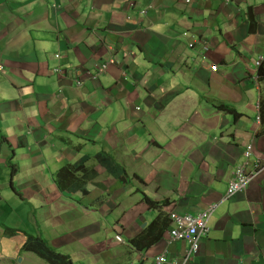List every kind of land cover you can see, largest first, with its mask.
I'll use <instances>...</instances> for the list:
<instances>
[{
  "label": "crops",
  "instance_id": "obj_1",
  "mask_svg": "<svg viewBox=\"0 0 264 264\" xmlns=\"http://www.w3.org/2000/svg\"><path fill=\"white\" fill-rule=\"evenodd\" d=\"M261 55L264 0H0V263L50 264L31 234L79 264H180L170 211L216 204L186 264H264ZM251 141L259 172L224 198Z\"/></svg>",
  "mask_w": 264,
  "mask_h": 264
},
{
  "label": "built area",
  "instance_id": "obj_2",
  "mask_svg": "<svg viewBox=\"0 0 264 264\" xmlns=\"http://www.w3.org/2000/svg\"><path fill=\"white\" fill-rule=\"evenodd\" d=\"M192 46L193 43H190ZM204 50H209V45L204 42L203 45ZM114 59H110L109 61L103 62L97 65V71L103 72L108 67L109 64L113 63ZM264 62V55H261L256 60V67H259ZM210 69L212 71H216L217 65L211 64ZM260 121V116H258V122ZM254 144L249 142L246 145L244 151V159L241 163H239L235 171L233 173V177L229 182V186L226 191V195L224 198H227L239 191H246L249 188V184L256 177L259 172V168L262 165V158L255 154ZM216 204L211 205L206 210L199 212L197 214H179L176 211H170V219L173 223V228L170 231V238L172 240H186L191 244L190 250L186 253L184 261L180 264H186L187 259H189L190 255L196 253L199 246V239L206 236L208 234V219L212 215ZM115 239L118 242H124L122 236L120 234H116ZM166 262L165 255L156 256L151 262H147L144 264H164Z\"/></svg>",
  "mask_w": 264,
  "mask_h": 264
},
{
  "label": "trees",
  "instance_id": "obj_3",
  "mask_svg": "<svg viewBox=\"0 0 264 264\" xmlns=\"http://www.w3.org/2000/svg\"><path fill=\"white\" fill-rule=\"evenodd\" d=\"M258 78L256 79V83H259L261 81H264V62L258 69ZM259 116H260V122L259 124L260 129L258 130L259 133H264V98L263 96L260 97L259 101ZM219 108L222 110H226L229 112L234 113V115L239 116L240 113L236 111L235 107L228 105V104H220ZM99 161L107 167V170L109 173H111L114 176L120 177L122 174L126 175L127 172L125 168L119 164L111 155L107 154L105 157H98ZM76 169H73L71 167L64 166L61 168V170L56 174L55 180L58 183V186L60 189L65 187L62 177L67 176L68 174L75 173ZM61 178V180H60ZM59 179V180H58ZM80 188L82 190V193L86 192L85 187L81 184ZM144 198L148 202V205L150 207L159 208L162 204H166L167 201L158 202L152 200L148 195L144 193ZM4 226V232L7 236L16 235L18 232H21V230ZM23 251H30L34 252L38 256L45 259L50 264H79L75 262L72 257L69 254H66L61 251H57L53 246L50 245L48 240L46 238L31 235L28 234L26 237V240L21 248Z\"/></svg>",
  "mask_w": 264,
  "mask_h": 264
},
{
  "label": "clouds",
  "instance_id": "obj_4",
  "mask_svg": "<svg viewBox=\"0 0 264 264\" xmlns=\"http://www.w3.org/2000/svg\"><path fill=\"white\" fill-rule=\"evenodd\" d=\"M191 43H193V42H191ZM193 45H194V43H193ZM192 45V46H193ZM111 59V58H110ZM110 59H108L107 61H109ZM112 59H114V58H112ZM104 62H106V61H104ZM114 62H115V59H114ZM113 62V63H114ZM112 64V63H111ZM110 65V64H109ZM108 65V66H109ZM256 67V66H255ZM260 67V66H259ZM259 67H256V70H257V72H258V69H259ZM107 69V68H106ZM106 69H105V71H106ZM105 71H103V72H105ZM103 72H100V73H103ZM99 73H98V71H97V69H96V72L95 73H92L91 74V76L95 79V78H97V75H98ZM256 78H258V74H256ZM259 107V106H258ZM258 110H259V108H258ZM259 116V115H258ZM260 122V121H259Z\"/></svg>",
  "mask_w": 264,
  "mask_h": 264
},
{
  "label": "rangeland",
  "instance_id": "obj_5",
  "mask_svg": "<svg viewBox=\"0 0 264 264\" xmlns=\"http://www.w3.org/2000/svg\"><path fill=\"white\" fill-rule=\"evenodd\" d=\"M257 58H258V57H257ZM254 66H256L255 62H254ZM21 217H22V215H21ZM120 235H121V234H120ZM122 238H123V237H122ZM25 240H26V239H25ZM34 257H35V258H38L37 256H34ZM19 258H20V257H18L17 260H19ZM1 260L4 261L5 259L3 258V259H1ZM2 263H3V262H2ZM0 264H1V263H0ZM7 264H9V261H7ZM134 264H135V263H134Z\"/></svg>",
  "mask_w": 264,
  "mask_h": 264
}]
</instances>
